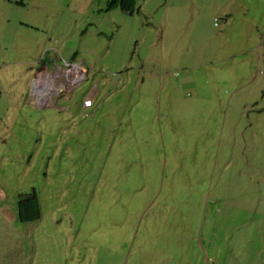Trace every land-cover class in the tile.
Returning <instances> with one entry per match:
<instances>
[{
    "label": "rangeland",
    "instance_id": "rangeland-1",
    "mask_svg": "<svg viewBox=\"0 0 264 264\" xmlns=\"http://www.w3.org/2000/svg\"><path fill=\"white\" fill-rule=\"evenodd\" d=\"M119 1L0 0V264H264V0Z\"/></svg>",
    "mask_w": 264,
    "mask_h": 264
},
{
    "label": "bare ground",
    "instance_id": "bare-ground-1",
    "mask_svg": "<svg viewBox=\"0 0 264 264\" xmlns=\"http://www.w3.org/2000/svg\"><path fill=\"white\" fill-rule=\"evenodd\" d=\"M40 73L39 77L32 83V91H31V96H32V102L37 105V106H42L46 104L49 100V96L52 92L54 91H59L61 92L63 89L70 87L72 83L75 81L76 73H78L77 69H72V70H66L60 75H57L56 72H50L45 68L40 69L37 74ZM65 73V74H64ZM36 74V75H37ZM63 76L64 78H60L62 80V83L64 85L57 88L55 86V81L60 77ZM80 76V75H79ZM48 104V103H47Z\"/></svg>",
    "mask_w": 264,
    "mask_h": 264
},
{
    "label": "trees",
    "instance_id": "trees-1",
    "mask_svg": "<svg viewBox=\"0 0 264 264\" xmlns=\"http://www.w3.org/2000/svg\"><path fill=\"white\" fill-rule=\"evenodd\" d=\"M134 0H120V8L127 12H132V5ZM39 206L35 191L31 192L23 197H20L16 204V215L20 221H31L39 218Z\"/></svg>",
    "mask_w": 264,
    "mask_h": 264
},
{
    "label": "built area",
    "instance_id": "built-area-1",
    "mask_svg": "<svg viewBox=\"0 0 264 264\" xmlns=\"http://www.w3.org/2000/svg\"><path fill=\"white\" fill-rule=\"evenodd\" d=\"M72 70V69H77L78 70V73H76V79L75 81L72 83V85H70V87H73L82 77H83V70L82 68L79 66V64L77 63H70V62H64L63 65H60V66H53L52 69H50L52 72H56L57 75H60L62 74L63 72H65L66 70ZM65 74V73H64ZM80 75V76H79ZM60 78H64L63 76H60L58 79ZM61 80V79H60ZM63 85L62 83V80L61 82H59V87H61ZM68 87V88H70ZM68 88H65L66 90H68ZM30 97H31V94H30ZM32 98V97H31ZM32 101V100H31ZM82 107H91L92 105V100H91V97H85L83 100H82V103H81Z\"/></svg>",
    "mask_w": 264,
    "mask_h": 264
},
{
    "label": "clouds",
    "instance_id": "clouds-1",
    "mask_svg": "<svg viewBox=\"0 0 264 264\" xmlns=\"http://www.w3.org/2000/svg\"><path fill=\"white\" fill-rule=\"evenodd\" d=\"M75 63V62H74ZM77 64H79V63H77ZM79 66L81 67V65L79 64ZM82 68V67H81ZM82 70H83V68H82ZM83 74H84V70H83ZM87 97H90V96H87ZM82 106V105H81ZM92 106V105H91ZM84 108H88V107H84Z\"/></svg>",
    "mask_w": 264,
    "mask_h": 264
}]
</instances>
